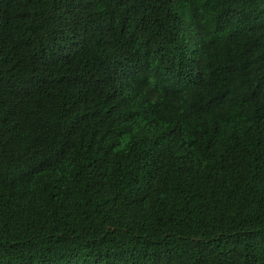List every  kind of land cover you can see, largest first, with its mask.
<instances>
[{"label":"trees","instance_id":"16d2710c","mask_svg":"<svg viewBox=\"0 0 264 264\" xmlns=\"http://www.w3.org/2000/svg\"><path fill=\"white\" fill-rule=\"evenodd\" d=\"M0 264H264V0H0Z\"/></svg>","mask_w":264,"mask_h":264}]
</instances>
